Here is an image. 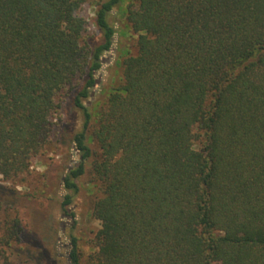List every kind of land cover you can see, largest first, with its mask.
Here are the masks:
<instances>
[{"label": "trees", "instance_id": "trees-1", "mask_svg": "<svg viewBox=\"0 0 264 264\" xmlns=\"http://www.w3.org/2000/svg\"><path fill=\"white\" fill-rule=\"evenodd\" d=\"M87 1L0 0V176L67 145L61 213L85 179L99 229L87 256L69 233L66 264H264V0H132L107 90L122 0H93V34ZM17 197L0 184V264Z\"/></svg>", "mask_w": 264, "mask_h": 264}, {"label": "rangeland", "instance_id": "rangeland-1", "mask_svg": "<svg viewBox=\"0 0 264 264\" xmlns=\"http://www.w3.org/2000/svg\"><path fill=\"white\" fill-rule=\"evenodd\" d=\"M132 0H122L112 13V22L123 37H116L115 47L108 55L101 75L103 89L120 85L124 51L134 52L136 36L130 31L124 12ZM86 20L89 34H93L94 3L88 0L78 12ZM69 101L63 107L61 122L65 123ZM76 129L80 127V115L75 113ZM68 163L67 145L47 147L44 152L34 157L29 170L12 181L0 184L15 190L19 197L14 198L12 209L21 220L19 242L13 249L9 264L21 263L29 259V264H66L69 233L78 239L80 251L84 256L94 250V236L99 229V222L92 216L94 194L92 187L84 179L79 187L71 211L74 222L61 213L60 202L64 191L61 189V178ZM72 227V228H70ZM70 229V230H69Z\"/></svg>", "mask_w": 264, "mask_h": 264}]
</instances>
